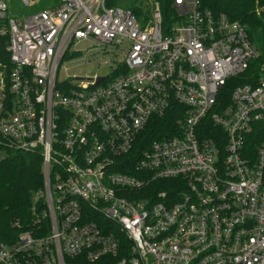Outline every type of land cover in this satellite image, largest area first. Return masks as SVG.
Segmentation results:
<instances>
[{
	"label": "built area",
	"instance_id": "obj_1",
	"mask_svg": "<svg viewBox=\"0 0 264 264\" xmlns=\"http://www.w3.org/2000/svg\"><path fill=\"white\" fill-rule=\"evenodd\" d=\"M172 6L165 21L157 0L140 17L107 0L27 14L0 0V159L40 152L31 212L49 223L0 240V264H264V63L249 71L259 52L239 20ZM92 38L125 56L99 80L59 77ZM166 115L170 134L143 147Z\"/></svg>",
	"mask_w": 264,
	"mask_h": 264
},
{
	"label": "trees",
	"instance_id": "obj_2",
	"mask_svg": "<svg viewBox=\"0 0 264 264\" xmlns=\"http://www.w3.org/2000/svg\"><path fill=\"white\" fill-rule=\"evenodd\" d=\"M139 0H129L121 4L120 0H107V4H121L131 8L137 15L148 14L139 4ZM165 21L171 20L174 14L173 0H157ZM204 6L215 11L224 12L232 19L246 25L250 39L258 49L257 57L250 63L249 71L257 73L264 63V0H202ZM118 72V71H116ZM115 73V72H114ZM241 78L240 80H247ZM235 80V78H231ZM248 81H250L248 79ZM232 86V84H231ZM230 87V85H229ZM172 116L154 118L142 135V146L150 140L168 136ZM173 182L161 180L156 182V191L165 190L175 193ZM42 156L40 152H23L10 150L0 159V240L13 242L22 232L34 236L48 233L49 223L41 215L31 212L33 199L43 190ZM42 200V198H40ZM42 202H38L39 211ZM109 257L97 261H88L83 254L65 257L66 264H110Z\"/></svg>",
	"mask_w": 264,
	"mask_h": 264
},
{
	"label": "rangeland",
	"instance_id": "obj_3",
	"mask_svg": "<svg viewBox=\"0 0 264 264\" xmlns=\"http://www.w3.org/2000/svg\"><path fill=\"white\" fill-rule=\"evenodd\" d=\"M32 4H24L21 0H8L9 10L18 14H27L36 11L46 5L55 4L56 0H34ZM129 0H120L125 4ZM153 0H139V4L144 10L148 11ZM80 52L70 59L65 58L61 61L58 75L61 78L68 77L73 80L76 77L84 78L94 75L109 73L112 65L125 56L121 50V44L111 42H101L98 39L84 40L78 43ZM2 153L0 152V155Z\"/></svg>",
	"mask_w": 264,
	"mask_h": 264
},
{
	"label": "water",
	"instance_id": "obj_4",
	"mask_svg": "<svg viewBox=\"0 0 264 264\" xmlns=\"http://www.w3.org/2000/svg\"><path fill=\"white\" fill-rule=\"evenodd\" d=\"M101 77H102V76H101V75H99V76L97 77V80H99ZM76 78H79V77H76Z\"/></svg>",
	"mask_w": 264,
	"mask_h": 264
}]
</instances>
